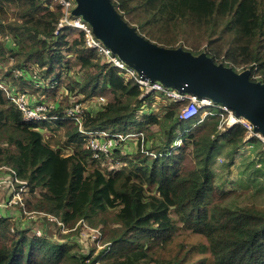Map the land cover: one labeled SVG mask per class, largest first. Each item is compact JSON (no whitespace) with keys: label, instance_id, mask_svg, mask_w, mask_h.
I'll use <instances>...</instances> for the list:
<instances>
[{"label":"trees","instance_id":"1","mask_svg":"<svg viewBox=\"0 0 264 264\" xmlns=\"http://www.w3.org/2000/svg\"><path fill=\"white\" fill-rule=\"evenodd\" d=\"M112 2L129 24L128 17L136 22L140 20L137 12L145 14L141 27L146 32H150L148 25L158 22L184 26L217 15L228 17L227 27L237 40L245 41L243 48L256 49L252 58L259 62V70L263 68L264 6L260 8L258 0ZM62 15L61 5L53 0H0V61L12 60L15 73L25 69L29 74L14 77L10 71L12 81L0 83V169L12 168L26 181L25 206L17 209L44 212L51 229H59L62 238L19 227L12 213L0 211V264H194L197 260L188 250L166 257L159 253L176 234L177 221L204 236L200 251H210L216 264H264V207L232 202L228 199L232 191L217 181L213 171L216 159L224 156L225 170L245 167L249 173L241 174L247 182L264 189L263 141L246 140L242 124L219 130L226 113L217 108L181 119L180 106L168 98L157 93L141 97L143 89L138 84L85 45L83 31L66 27L55 34ZM71 64L79 66L83 75H75ZM251 79L264 81L253 74ZM62 84L64 93H52L54 106L42 120H25L9 94L18 87L27 91L30 101L35 100L31 95L46 101ZM99 95L107 100L95 103L84 125L138 134L134 153L141 157L127 158L122 147L116 148L114 155L121 156L116 168L93 157L79 124L66 111L74 102L86 103ZM160 96L177 112L162 117L154 109ZM52 122L64 130V146L72 147V153H65L62 144L51 143L52 135L44 131L53 130ZM177 141L180 144L174 147ZM249 143L253 148L241 159L240 151ZM110 211L115 215L114 227H109ZM79 221L80 232L89 225L105 242L96 255L93 250L82 253L81 245L72 241L70 229Z\"/></svg>","mask_w":264,"mask_h":264},{"label":"rangeland","instance_id":"2","mask_svg":"<svg viewBox=\"0 0 264 264\" xmlns=\"http://www.w3.org/2000/svg\"><path fill=\"white\" fill-rule=\"evenodd\" d=\"M258 6L262 8L264 6V0H258ZM137 15L140 19L139 21L135 22L129 17L127 18V20L130 22L131 25L135 26L141 34H143L153 42H156L160 45H164L167 47L183 46L185 49H188L195 53L205 51L209 53L211 56H215L220 62L222 63L224 62L228 66L230 65L231 67H234L235 70L237 71H242L246 68H251L253 70L252 74L255 79L264 78V60H263V68L262 70H259L257 68L259 62H257L255 58H252L255 57L254 52H256V49L243 48L245 41L244 40L240 41L239 39L237 40L235 33L227 27L229 23L228 17L217 15L212 19H204V21H200V22L188 21L187 24H185L184 26H182L181 24L174 25L164 22H158V24H155L154 26H152L153 24L148 25L147 28L150 30V32H146L143 31L141 27V22H145L147 16L145 14H142L141 11L137 12ZM180 35H184V36H180ZM262 49L263 48H261V50ZM231 56L234 57V60H230ZM262 56L264 59V49ZM71 65L73 66L72 70L76 73L75 75L77 76L83 75L82 74L83 71L79 68V66L75 64H71ZM71 65L69 66L71 67ZM17 70L22 71L21 69H17ZM10 71L14 74V77H16L12 60L8 61L7 59L4 62L0 63L1 84L8 83L9 80L12 81L13 75ZM28 75L29 74L27 72L25 77H28ZM63 85L64 84H62L61 87L58 86L57 91L50 92L47 96V99L45 98V100L46 101L49 100L51 104H54L52 103V98L53 97L55 98V95H52V93L55 94L64 93L65 86ZM16 88L18 87H13L12 90ZM28 89H30V87ZM31 97L34 98L36 101L39 100L32 95ZM160 97H158L159 99L157 100V103L154 102V109H158L157 111L161 113L162 117L164 116L163 114L166 112H169L170 113L169 115H171L172 112L174 111L177 112L175 107L174 108L172 107V104L164 101L163 97L161 98ZM94 100L95 99L91 97L85 101L90 111H95L96 109ZM59 103L60 102H55L56 105H59ZM51 127L53 130L44 131L46 132V135L49 136L52 135L50 138L52 140L51 143L55 145L62 144L63 151L65 153H72L73 152L72 147L64 146L65 143L64 130L61 128H57L53 122L51 123ZM154 129L158 134H160V129L158 127H155ZM176 133H179V131H177ZM137 135L138 134L136 132L130 133V135H128L129 137L125 139V144L121 146L123 148V153H124L122 155L126 154L125 156H129L127 158L136 160L139 157H141V154L134 153L137 144L135 142L136 138L138 137ZM158 137H160V135H158ZM174 147H176V143L174 144ZM252 148L253 146L251 143L245 144L243 149L240 151L241 154V155L239 154L240 158L245 159L247 154L252 150ZM132 152L134 154H131ZM120 157L121 156L118 154L115 155L114 158L115 163L121 159ZM151 157H155V155L151 154ZM216 160H217L216 164L213 165V171L215 173L217 181L223 184L225 189L232 191L228 199L231 198L232 202H237L238 204L241 203L244 205H255L259 208L264 207V189H259L258 185L254 187L252 182H247V179L245 177L246 174L249 173V170H246L245 167H240L236 165L230 171H227L224 169V164L226 163L227 159L224 156H219ZM242 171H245L244 172L245 177L243 176V174H241ZM5 172H8L7 175H4ZM9 175L10 172L6 166H4L2 170L0 169V177L5 176L4 179H7ZM8 184L9 182L2 183V185L5 188H4V192L3 190H0V199H1L0 205L4 204L6 200L10 197L11 192H10V187L7 186ZM27 192L28 190L22 194L24 195L25 198ZM15 209H17V205L8 210L15 211ZM4 210H7V208H5L4 206H0V211L2 213H4ZM14 211H13L12 220H14L13 223L18 225L19 227L24 226L25 228L26 227L33 228L34 230H36V232L39 230L41 233H49V235L53 236L54 239L62 240V238H60L61 236L59 235V229H56L55 227H52L51 229L50 227L51 224L48 219V216L44 212L41 211L38 212L34 210H26L25 212H22L20 209H17V211L15 212ZM107 215H109L108 217L109 227L116 226L114 222L115 219L114 212L110 211L107 213ZM173 217L177 219V216L174 213H173ZM58 223L61 224L60 222ZM79 223L80 221L70 229L72 230V233H74L72 237V241H77L81 245L82 253L88 255L89 253H92L93 250V254L96 255L98 251L101 248H103L105 242L102 241L100 233L93 228H89V225L88 226L84 225V229L81 230L80 232L81 228H77ZM177 224H178V229L172 241H170V243H168L165 248L160 249L159 253H163V256L166 257L169 256L171 253H176L180 249L182 251L188 250L189 253H192L191 254L192 260L193 259L197 260L196 263L194 264H216L210 251H206L205 253H202L200 251V245L206 243V239L204 238V236L183 227L179 221H177ZM62 231H67V230L62 229ZM67 239L68 238H66L65 240ZM100 262L101 263L98 264H104L103 261Z\"/></svg>","mask_w":264,"mask_h":264},{"label":"water","instance_id":"3","mask_svg":"<svg viewBox=\"0 0 264 264\" xmlns=\"http://www.w3.org/2000/svg\"><path fill=\"white\" fill-rule=\"evenodd\" d=\"M94 34L143 77L166 86L208 97L227 105L264 135V81L251 79L252 69L237 71L203 51L167 47L149 40L129 24L112 0H75Z\"/></svg>","mask_w":264,"mask_h":264},{"label":"built area","instance_id":"4","mask_svg":"<svg viewBox=\"0 0 264 264\" xmlns=\"http://www.w3.org/2000/svg\"><path fill=\"white\" fill-rule=\"evenodd\" d=\"M53 2L59 3L63 11V15L58 22L55 34H59L60 30L66 27L72 28L75 31H83L85 35V45L89 48L95 49L98 54L103 57L105 62L119 68L126 77L132 79L134 83L138 84L143 89L141 97H146L151 93H157L158 95L168 98L180 106L179 117L181 119H191L197 116L202 109H205V113H208V109L217 108L222 111V113H226V116L223 117V121L218 126L219 130L225 131L236 124H242L247 129L246 140H249L252 137H258L263 141L264 148V135L256 132L252 123L244 117L237 116L233 109L227 105L214 102L211 98H199L192 93L183 92L170 86H166L160 81H152L150 78L143 77L134 68L119 58L111 48L102 42V40L96 37L89 23L84 20L81 15L73 13V9L76 7L75 0H53ZM49 6L53 7V3ZM21 70L22 71H16V77H25V69ZM10 93L17 106L22 110L25 120L28 121L47 118L46 112L49 108L54 106V104L48 103L47 101H30L29 94L26 90L11 89L9 94ZM94 99L95 103L100 105L106 102L107 97L99 95ZM66 111L68 116L75 119L79 124L80 132L87 140L86 146L93 152V157L101 161L103 164L110 165L111 168H116L119 162H116V164L114 161V150L121 147L130 134L122 135L110 131H104L102 129L87 128L84 125V121L90 110L86 103L74 102L66 109ZM179 144L180 142H176V146ZM7 168L10 175L7 179H2L0 183L9 182L7 186L10 187L11 193L6 202L0 206H4L7 209L16 205L25 206V197L22 194L25 192L26 181L19 179L14 169ZM19 183L21 184L20 186L18 185ZM37 233L40 234L41 232L38 230Z\"/></svg>","mask_w":264,"mask_h":264},{"label":"crops","instance_id":"5","mask_svg":"<svg viewBox=\"0 0 264 264\" xmlns=\"http://www.w3.org/2000/svg\"><path fill=\"white\" fill-rule=\"evenodd\" d=\"M118 162H119V161H118ZM1 170H2V169H1ZM7 173H8V172H5L4 175H7ZM4 178H5V176H1V177H0V181H2V179H4ZM4 188H5V187L2 185V183H0V190H3V192H4ZM2 199H3V198H2ZM0 200H1V199H0ZM13 211H14V210H8V209H7V210H4L5 213H12V215H13ZM15 211H16V210H15ZM15 211H14V212H15Z\"/></svg>","mask_w":264,"mask_h":264}]
</instances>
